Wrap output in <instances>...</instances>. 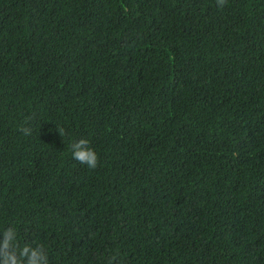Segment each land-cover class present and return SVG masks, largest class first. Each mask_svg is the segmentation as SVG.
<instances>
[{
    "label": "trees",
    "instance_id": "1",
    "mask_svg": "<svg viewBox=\"0 0 264 264\" xmlns=\"http://www.w3.org/2000/svg\"><path fill=\"white\" fill-rule=\"evenodd\" d=\"M6 224L50 264H264V0H0Z\"/></svg>",
    "mask_w": 264,
    "mask_h": 264
},
{
    "label": "clouds",
    "instance_id": "2",
    "mask_svg": "<svg viewBox=\"0 0 264 264\" xmlns=\"http://www.w3.org/2000/svg\"><path fill=\"white\" fill-rule=\"evenodd\" d=\"M217 8H223L227 0H215ZM34 119L31 113H27L23 122L18 126V131L24 136H31L33 128L31 122ZM60 137L66 134L62 126L55 127ZM72 159L88 169L98 167L99 158L97 152L90 146L89 139L81 137L69 145ZM115 257H109L106 264H114ZM0 264H50L48 250L43 244L33 246L29 243H21L17 238V230L10 224L0 228Z\"/></svg>",
    "mask_w": 264,
    "mask_h": 264
}]
</instances>
